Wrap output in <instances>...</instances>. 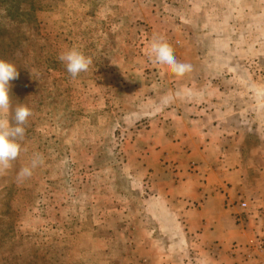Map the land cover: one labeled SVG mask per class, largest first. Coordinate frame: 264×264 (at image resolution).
Masks as SVG:
<instances>
[{
  "label": "rangeland",
  "instance_id": "1",
  "mask_svg": "<svg viewBox=\"0 0 264 264\" xmlns=\"http://www.w3.org/2000/svg\"><path fill=\"white\" fill-rule=\"evenodd\" d=\"M154 37L191 70L154 63ZM73 47L93 61L76 78L59 59ZM0 60L19 73L0 121L32 113L0 169V264H264L263 230L226 260L185 241L177 163L160 153L164 123L205 111L252 175L264 167V0H0Z\"/></svg>",
  "mask_w": 264,
  "mask_h": 264
},
{
  "label": "crops",
  "instance_id": "2",
  "mask_svg": "<svg viewBox=\"0 0 264 264\" xmlns=\"http://www.w3.org/2000/svg\"><path fill=\"white\" fill-rule=\"evenodd\" d=\"M206 115L205 111L178 112L176 119L164 123L160 153L173 149L168 156L177 163L180 179L173 191L180 205L176 213L186 218L190 233L191 240L185 237V241L222 246L226 260L234 244L242 245L239 251L244 252L264 231V167L252 175L243 141L221 135V125L211 127ZM244 198L254 200L246 212L233 205ZM233 259L232 264H243V255Z\"/></svg>",
  "mask_w": 264,
  "mask_h": 264
},
{
  "label": "clouds",
  "instance_id": "3",
  "mask_svg": "<svg viewBox=\"0 0 264 264\" xmlns=\"http://www.w3.org/2000/svg\"><path fill=\"white\" fill-rule=\"evenodd\" d=\"M149 58L163 69L177 75L183 76L191 70L189 64L180 63L168 43L162 37H154L149 44ZM59 59L64 63L67 72L76 78L79 74L87 72L92 65V58L85 55L78 48H71L62 52ZM19 73L14 64L0 60V113L7 112L10 107V81L16 79ZM31 110L26 106H19L15 109V126L8 121H0V169H6L10 162L17 159L21 152V143L24 139V124L31 116ZM42 163L37 155L30 167H24L18 173L17 178L22 180L32 175V169Z\"/></svg>",
  "mask_w": 264,
  "mask_h": 264
},
{
  "label": "built area",
  "instance_id": "4",
  "mask_svg": "<svg viewBox=\"0 0 264 264\" xmlns=\"http://www.w3.org/2000/svg\"><path fill=\"white\" fill-rule=\"evenodd\" d=\"M241 207L242 208H246L247 207V204L246 203H243L242 205H241ZM263 252V251H262Z\"/></svg>",
  "mask_w": 264,
  "mask_h": 264
}]
</instances>
